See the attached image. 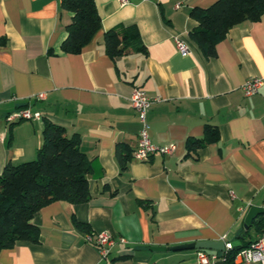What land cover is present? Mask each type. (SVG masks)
<instances>
[{
    "label": "crops",
    "instance_id": "crops-1",
    "mask_svg": "<svg viewBox=\"0 0 264 264\" xmlns=\"http://www.w3.org/2000/svg\"><path fill=\"white\" fill-rule=\"evenodd\" d=\"M211 1L96 0L101 27L73 53L60 48L72 15L60 0H0V170L36 156L48 116L80 134L92 194L42 206L33 215L39 240L2 248L0 264H191L199 248L170 246L259 236L254 220L249 233L244 224L249 208L264 203V82L253 94L243 84L264 76V13L232 26L207 56L189 34L197 23L190 10ZM130 23L146 51L111 56L104 32ZM136 86L161 96L148 110L149 130L154 142L174 143L172 152L132 156L141 128L130 99ZM20 108L41 117L8 120ZM206 122L219 126V139L187 153V138L202 136ZM103 230L116 238L106 256L87 237Z\"/></svg>",
    "mask_w": 264,
    "mask_h": 264
},
{
    "label": "trees",
    "instance_id": "trees-1",
    "mask_svg": "<svg viewBox=\"0 0 264 264\" xmlns=\"http://www.w3.org/2000/svg\"><path fill=\"white\" fill-rule=\"evenodd\" d=\"M60 5L72 12L60 48L64 52H80L101 27L96 0H60ZM263 13L264 0H213L206 5L195 4L190 14L197 23L189 34L209 56L215 53L216 43L226 37L232 26L244 20H257ZM103 40L111 56L147 49L135 23L108 28ZM43 119V138L36 156L18 163L8 162L0 170V251L20 240H39L41 229L33 221V215L45 204L57 199L81 202L92 195L88 176L91 162L81 147L80 134H68L64 124L48 116ZM219 137V126L206 122L202 136L187 138V153ZM129 151L119 155L123 168L130 159ZM75 223L90 231L86 222L75 218ZM253 226L264 230V212L254 219ZM251 242L234 245L225 252L226 263L235 264L237 251Z\"/></svg>",
    "mask_w": 264,
    "mask_h": 264
},
{
    "label": "built area",
    "instance_id": "built-area-1",
    "mask_svg": "<svg viewBox=\"0 0 264 264\" xmlns=\"http://www.w3.org/2000/svg\"><path fill=\"white\" fill-rule=\"evenodd\" d=\"M119 1L122 3L126 2V0ZM175 40L177 47L181 52L189 53L191 51L190 45L184 37L176 35ZM263 82L264 76L248 77L243 84L245 93L253 94L257 92ZM44 96L45 92H39L36 94V97L38 98H43ZM130 99L132 105L137 110L141 121L138 143L132 151V156L137 159L145 160L156 151L162 153L172 152L175 147L174 143L158 144L154 142L149 130L150 123L147 118L148 110L153 102L161 99V96H150L145 88L136 86L132 91ZM34 117L40 118L41 112L30 108H20L7 116L10 121ZM87 237L88 239H93L95 241L103 256H106L110 252L112 244L116 241L115 236L107 230L88 232ZM224 237L225 236H223V238ZM118 239L120 241H126V238L123 236L118 237ZM233 246L234 245L231 241H226L224 251H229ZM225 258L226 256L221 255L219 252H210L204 248H199L196 253V259L191 264H215L217 260H225ZM234 261L236 264H264V230L249 245H246L237 251Z\"/></svg>",
    "mask_w": 264,
    "mask_h": 264
},
{
    "label": "water",
    "instance_id": "water-1",
    "mask_svg": "<svg viewBox=\"0 0 264 264\" xmlns=\"http://www.w3.org/2000/svg\"><path fill=\"white\" fill-rule=\"evenodd\" d=\"M264 212L263 206L252 205L246 216H245V229H248L252 223L254 218ZM244 229V230H245ZM244 232V231H243ZM157 249H165L166 246H155ZM172 249H184V248H215L221 251L225 250V242L223 240H199L196 242H189L184 244H176L170 246ZM215 264H226V261L223 259H219L215 262Z\"/></svg>",
    "mask_w": 264,
    "mask_h": 264
},
{
    "label": "rangeland",
    "instance_id": "rangeland-1",
    "mask_svg": "<svg viewBox=\"0 0 264 264\" xmlns=\"http://www.w3.org/2000/svg\"><path fill=\"white\" fill-rule=\"evenodd\" d=\"M251 232L254 233L255 232L254 229H252Z\"/></svg>",
    "mask_w": 264,
    "mask_h": 264
}]
</instances>
